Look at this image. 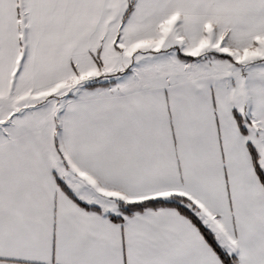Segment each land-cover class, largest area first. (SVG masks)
I'll list each match as a JSON object with an SVG mask.
<instances>
[{
    "label": "snow or ice",
    "instance_id": "1",
    "mask_svg": "<svg viewBox=\"0 0 264 264\" xmlns=\"http://www.w3.org/2000/svg\"><path fill=\"white\" fill-rule=\"evenodd\" d=\"M0 264H264V0H0Z\"/></svg>",
    "mask_w": 264,
    "mask_h": 264
}]
</instances>
